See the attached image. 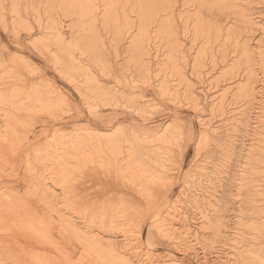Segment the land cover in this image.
<instances>
[{"label": "bare ground", "instance_id": "bare-ground-1", "mask_svg": "<svg viewBox=\"0 0 264 264\" xmlns=\"http://www.w3.org/2000/svg\"><path fill=\"white\" fill-rule=\"evenodd\" d=\"M175 2V0H56L58 10L70 20L69 35L67 33L66 37L54 22L41 34L39 42H44L45 39L54 40L57 47L54 54L55 62L64 65L67 80L76 81L85 98L93 92H98L104 104L116 105L118 97L115 99V95H118V90L101 86L97 75L90 68L92 62L100 66L101 70L106 60V47L103 36H100L97 21L99 20L104 32L109 36L112 47L117 46L120 40L126 39L128 45L125 51L130 55L128 64L137 69V80L145 83L154 77L158 94L170 102L190 103L196 109L201 107L202 101L207 103L208 116L199 115L201 117H199L200 131L197 144L206 141L215 142L220 151L232 157L235 163L230 167H235L236 171L235 174H232L233 171H228L231 173L230 177H227L229 185L231 184L230 186H234L238 191L243 189L240 195H246L245 201L249 202L247 205L250 213H253L254 217L264 218V185L251 183L252 185L248 186L247 184V175L256 172L259 168L258 164L264 162V129L259 127L262 117L264 121V97H261L260 91L256 90L255 86V83H259L260 88H264V15L258 16L255 20L257 17L251 18V15H243L239 10L234 11H239L243 15L242 22L244 21L248 26V31L259 32L256 37L254 32L249 35L241 46L242 56L250 65L247 73L228 87L216 89L217 86L207 84L203 90H199L204 97L202 100L193 84L182 91L179 82L172 83L171 75L176 76L180 81L184 80L180 61L186 56H183V41L175 30ZM198 3L197 10L207 6L217 9L216 12L224 11L225 8L235 4L233 0H198ZM128 5L129 9H127ZM98 6L99 12H97ZM203 10L206 11L204 7ZM12 11L16 21H20L22 16L17 4L13 3ZM204 11L191 14L195 21L194 33L200 37L204 36L207 40L212 36L219 38L221 35L226 41L232 39L233 32L229 30L223 32L220 26L215 25L214 21L211 22V18H209L211 21L206 20L207 16H202ZM211 11L214 12V9L206 12L208 14ZM239 13L236 16H239ZM178 17H183L182 12ZM154 26L153 31L164 40L167 52L165 58L155 60V65L159 63L157 69L149 68L144 57L147 54L146 42L149 38V30ZM131 29L133 32L129 31ZM46 46L43 45L45 48ZM204 53L203 49L198 51L196 60L192 64L195 71L200 68ZM258 63L261 67L255 68V64ZM256 69H260L263 75L260 76L261 72ZM103 72L106 74L105 68ZM196 75L200 76V73L197 72ZM197 76L200 81L201 78ZM200 83L204 86L203 81ZM234 89L236 91L231 96L233 95L234 99L244 98L247 102L243 108L229 110L227 106L230 105L225 103V95L229 90L231 92ZM211 92L215 94L211 95ZM261 93L264 96V92ZM18 94H22L28 103H38L47 110L53 109L60 102L59 97L51 98L49 92L40 89L24 92L20 85L12 87L10 94L2 93L0 102H8L9 98ZM135 94L131 92L129 95ZM259 94L258 98L256 95ZM132 96L123 97L125 101H130L129 98L134 100ZM131 103L130 106L133 107V101ZM148 103V100L136 102L137 107L133 108H137L136 111L138 110L142 120L133 127L122 124L107 125L99 129L88 126L73 127L63 134L53 133L46 136L47 142L35 147L31 157L27 158L26 191L20 194L14 193L9 187L0 189V230L13 226L19 230L32 231L54 242L55 235L52 230L56 228L59 238L74 240L83 246L90 258L88 262L90 264H183L181 259L176 258L177 252L182 253L186 258L189 254L190 256L193 254L194 258L202 254V264H264V246L257 242L259 238L261 240L264 237V219L259 223L256 220L252 223L249 220V223H246L243 222L246 219L240 218V215L235 230L230 234L226 233V221L221 210L228 202L218 195L217 190L210 193L207 202L200 198L203 187L214 185L213 179H216V175L205 164L199 166L194 162L184 170L180 164L177 165L171 160L170 150L182 139L181 132L175 120L153 124L154 119L146 117L152 113V106ZM255 108L257 110L253 117L251 115ZM15 110L13 108L2 114L3 121L7 120L6 126L0 123V152L4 149L5 159L13 146L20 142L19 127H26L15 115ZM239 132L240 136L237 139L238 134L235 133ZM124 143L128 148V159H125L126 155L120 157ZM124 160L126 161L123 162ZM109 172H114L116 179L108 186L109 192L114 194H110L112 196L106 201L83 207L81 199H87L91 194L89 187L85 186L86 177L92 176L95 181L99 176ZM55 174L58 178L51 186L46 181L53 179L52 175ZM175 177H178L181 187L176 193L169 192L168 184ZM217 180L220 181L219 177ZM222 184L220 181L219 186L225 189ZM79 185L85 187L77 190L75 186ZM156 185L163 189V193L159 196L154 192ZM56 188L65 191L64 200L60 197L62 192L57 191ZM141 196L145 198V204L148 206L145 212L134 208L131 204H137ZM32 198L42 202L43 207L55 213V216L48 214L45 218L43 211L31 206ZM191 211L199 215L201 231L213 227L217 234H224V244L221 249L224 260L219 255L209 260L210 257L205 252L206 245H202V241L207 240L206 236L203 232L202 238L201 231L192 228L189 214ZM55 217L58 219L57 225L52 223ZM145 217L146 220L148 217L149 221L147 232L153 231L170 241L173 244L172 249L166 250L164 254L155 253L156 249L151 238L148 235L143 238L141 233L143 223L137 226L135 231L122 229L116 232L101 228L107 222L112 224L114 218H117L118 223L121 224L123 220L130 222L140 218L144 220ZM93 224H99V228H95ZM242 228L250 230L254 237H245L244 233H240ZM117 233L122 240L115 238ZM242 241H244L243 245ZM195 243H201L203 251L199 253ZM4 254L10 259L11 264H22L11 249L9 251L5 248ZM76 263L79 262H73Z\"/></svg>", "mask_w": 264, "mask_h": 264}, {"label": "rangeland", "instance_id": "rangeland-1", "mask_svg": "<svg viewBox=\"0 0 264 264\" xmlns=\"http://www.w3.org/2000/svg\"><path fill=\"white\" fill-rule=\"evenodd\" d=\"M175 1V30L178 32V35L181 38L180 40L183 41V56L186 55V58L184 57L180 61V65L183 67L182 72H184V80L180 81L176 76L171 75V78L173 79L172 83L177 84L179 82V88H181L182 91L187 90L188 86L193 84V87L197 89L198 94L201 95L202 93L199 92V90H203L207 84L217 86L216 89H221V87L225 88L228 87L229 84L235 83L241 76L246 74L249 67L248 65L250 64L246 63L244 60L241 46L247 40L249 35H252L254 32L256 37L259 32L248 31V26L244 21L242 22L243 15H251V18L257 17L255 20L258 19V16L264 15V0H233L235 3L234 6L231 5V7L225 8L226 12L224 10L221 11L222 13L219 12L220 10L217 11V13V9L207 6H202L197 10V7H199L198 0ZM97 2L99 3V1ZM13 3L18 5L19 12L22 16L20 21H16L15 19V14L12 11ZM56 5V0H0V96L2 93L4 95L10 94L12 87H15V85L18 87L20 85L24 92L40 89L49 92L51 98L58 99L59 97L58 100L60 101L59 104L51 110L43 108L38 103H28L22 94L9 98L8 102H0V116L7 110L9 111L15 108V115L19 118L21 123L26 126L25 128L19 127L18 135L20 137V142H17L13 146L11 152L6 155V159L4 157V149L0 152V189L9 187L14 193L20 194L26 191V179L28 174L26 173L25 167L27 158L31 157L35 147L47 142L46 136L52 135L53 133L63 134L70 131L73 127L87 128L88 126L90 128L99 129L113 124H122L126 127H133L136 124L141 123L142 120L139 115L140 113H138V110L136 111L137 108L133 107H137L136 102H139V100H148V105L152 106V113L146 115V117L154 119L152 122L153 124L175 120L179 131L181 132L182 139L170 150L171 160L177 165L180 164L184 170H187V168L194 162H197L199 166L205 164L207 165V168L211 169L216 175V179H213L214 185L212 184L208 187H203V190L201 191L203 195L201 194L200 198L202 201L207 202L210 198V193L217 190V193H219L218 195L222 196V198L228 202L221 210L224 214L225 221L227 222H225L227 226L226 233L230 234L235 230L236 221L240 215V218L242 217L246 219L243 221H246V223H249V220H251L250 223L255 220L259 223L263 220L264 218L254 217V214L250 213L251 211L247 205L249 202L245 201L246 195H240L243 189L238 191L237 188L230 186L231 184L229 185L227 177H230L231 173L228 171H233L232 174H235L236 171L234 169L235 167H230L234 166L235 163V161L233 162L232 157L230 158L225 152L220 151V148L217 147L215 142L206 141V143L197 144L198 133L200 131L199 117H201L199 115L201 114L205 117L208 116L209 113V107L206 105L207 103L202 101L204 99L202 96L203 94L199 96V98L202 99V105L199 109L194 108L190 103L170 102L161 97L154 85V77H152L149 82L145 83L137 80V69L128 64L130 55L125 51V47L128 45L127 40L122 39L118 42L117 46L112 44V47L109 36L104 32V29L98 20V30L100 36H103L104 47H106V60L104 63L106 74L103 72L104 68L100 70V66L94 65L92 62H90V68L92 72L94 71L93 73L97 75L101 86L111 87L118 90V95H115V99H117V97L118 99L116 105L104 104L103 98L98 92H93L89 97L85 98L81 94V90L76 81L67 80L64 65L62 63L59 65L55 62L54 54L57 51V47L54 40L51 39L50 41L49 39H45L44 42H39L41 34H43V32L46 31V28L50 27L54 22L58 24V27L66 37L69 35L70 20L68 17L62 15ZM203 7L207 12L214 9L215 13L211 11V13L207 14V12L203 10ZM129 8L130 6L128 5L127 9ZM235 10H239L243 15L239 13V11H236L237 13L234 12ZM99 11L100 7L97 12ZM201 11H204L202 16H207L205 17L206 20H212L211 22L214 21V24L220 26L223 29V32L225 30L233 32L232 39L226 41L223 35L219 38L212 36L210 40H207L204 36H197L196 33H194L195 21L191 14L201 13ZM119 12H121L120 7ZM181 12L182 16L185 17L184 20L183 17H178V14ZM238 13L240 17L236 16ZM212 16L218 17L216 19ZM209 18H211V20ZM154 29L155 26L149 30L150 34L146 42L147 54L144 56L145 62L148 64L149 68L152 69L159 66V63L158 65H155V60L163 59L167 55L164 40L155 34V31H153ZM132 30L133 29L129 31L133 32ZM43 45H47L46 48L43 47ZM200 49L205 50V53L200 68L195 71L192 64L196 60L195 58ZM259 66V63L255 64V68H259ZM256 70L261 72L260 69ZM197 72L200 73V76L196 75ZM135 75L136 77H134ZM262 75L263 72H261L260 76ZM196 76L201 78H199L200 81ZM202 81L204 82V86L200 83ZM255 86L256 90L260 91L259 93L262 95L261 97H264L263 93H261V91L264 92V88H260L261 85L259 83H255ZM235 91V89L231 92L229 90L225 95V103H228L231 106H227V109L229 110L232 108H243V105L247 102L246 99L241 97L234 99L231 94ZM131 92L136 94L133 96L129 95ZM210 94L214 95L215 93L211 92ZM260 94L256 96L259 98ZM235 95L236 94H234V96ZM123 96H132L134 100L129 98L130 101H125L126 97L124 98ZM141 96L143 98L139 99ZM132 101L134 105H132L133 107L130 106ZM134 101H136L135 104ZM93 105L96 106L92 107ZM256 110L257 108H255V111H252L251 116L255 117ZM1 117V125L4 124V126H6L5 124H7V120L4 119L3 121V115ZM262 119V123H259V127L264 129V121H262ZM235 134H238L237 139H239L240 132ZM123 146L124 147L120 150V157L126 155L125 159H128L127 145L124 143ZM230 160H232L231 164H229ZM125 161L126 160L123 162ZM258 167L259 168L256 172L247 175L248 186H251L253 183L264 185V162L259 163ZM230 168H233V170H230ZM52 177L53 179H47L46 181L51 186L54 185L58 178L57 174L52 175ZM218 177L221 184L225 181L226 184H222L225 189L219 186L220 181L217 180ZM92 178V176H88L85 179V182H87L85 186L89 187L91 194L87 199H81V205L83 207H89L92 204L106 201L112 196L110 194H114L110 193L108 190V186L112 185L114 183L113 181L116 180L114 172L99 176L95 181ZM171 181L170 184H168L169 192L174 191L176 193L181 187L180 181H178V177H175ZM85 186L79 185L78 187L75 186V188L78 190L80 187ZM229 186L232 187L233 190ZM59 190L60 189L58 188L57 191ZM61 192L60 197L64 200L65 191L62 190ZM154 192L159 196L163 193V189L159 185H156ZM142 198L143 197L141 196L140 199H138L137 204H131L134 208H139L141 211L145 212V210L148 209V206L145 204V198H143V200ZM31 206L38 208V211H43L45 218H47L48 214H51L53 217L55 216V213L49 212L43 207L42 202L36 201L33 198L31 199ZM189 214L190 219H192V228L201 231L200 226L202 224L199 215L194 211L189 212ZM248 217L252 219H249ZM118 221L117 218H114L112 224L107 222L104 227L101 226V228L105 231L115 230L116 232L122 229H131L135 231L138 228L137 226H140L143 223V225H141L143 227L141 231L143 238L147 237V235L151 238L153 247L156 249L155 253L164 254L166 250L172 249L173 247V244L170 241L160 237L153 231H150L151 233L147 232L149 223L148 217L147 220L146 217L144 220L140 218L130 222L123 220L121 221V224H119ZM57 222V217L53 218L52 223L57 225ZM94 226L95 228H99V224ZM55 229L52 230V233L55 235L54 242H51L32 231L26 229L19 230L13 226L10 228L8 226V228L0 230V264H11L10 259L6 258L4 254L5 248L9 251L11 249L22 264H73L74 261L79 262L76 264H90L88 263L90 258L85 249H83V246L74 240L69 241L59 238ZM241 231L242 232L240 233H244L247 238L254 237L253 233L247 228H242ZM203 232L207 240L202 241L204 244L201 243L203 246L206 245L205 247L207 249L205 252L209 255V260L214 259V257H216L215 255H219L220 258L224 260L225 258L221 252L222 244H224V234H217L213 227L201 231L200 236H202ZM118 235L120 234L117 233L115 238H117V240H122ZM204 236H202V238ZM263 238H261V240L259 238L257 242L264 246ZM262 240L263 242H260ZM252 242L254 241L252 240ZM201 243H195L199 253L203 251V249H201ZM243 244L244 241H242V245ZM245 246L246 245H244V247ZM176 254V258L179 260L181 259L180 261L183 264L203 263L201 257L202 254L195 258L193 254L191 256L189 254L190 259L188 258L189 256L186 258L182 253L177 252Z\"/></svg>", "mask_w": 264, "mask_h": 264}]
</instances>
